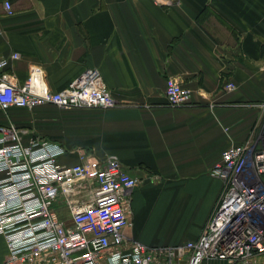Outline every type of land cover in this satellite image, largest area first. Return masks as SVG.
Masks as SVG:
<instances>
[{"label":"crops","instance_id":"obj_1","mask_svg":"<svg viewBox=\"0 0 264 264\" xmlns=\"http://www.w3.org/2000/svg\"><path fill=\"white\" fill-rule=\"evenodd\" d=\"M14 53L0 78L19 86L32 67L51 92L87 69L100 73L116 107L11 108L0 125L115 157L140 181L128 234L145 245L198 238L222 188L208 176L221 152L249 134L264 148V0H0V58ZM169 77L191 92L188 106L165 104ZM226 81L233 92L222 91ZM156 216L151 235L146 222ZM5 257L0 236V264Z\"/></svg>","mask_w":264,"mask_h":264},{"label":"built area","instance_id":"obj_2","mask_svg":"<svg viewBox=\"0 0 264 264\" xmlns=\"http://www.w3.org/2000/svg\"><path fill=\"white\" fill-rule=\"evenodd\" d=\"M4 10L12 15L7 2ZM18 58H0V70ZM39 73L30 68L21 86L0 78V112L119 105L96 69L60 92L41 84ZM235 89L230 81L222 86L226 93ZM164 97L169 107L191 103V92L173 77ZM73 153L76 163L61 161ZM0 175L3 264H264V148L252 134L221 152L208 172L222 184L211 215L198 238L174 246H148L128 234L131 193L140 181L113 156L71 152L10 123L0 125Z\"/></svg>","mask_w":264,"mask_h":264},{"label":"rangeland","instance_id":"obj_3","mask_svg":"<svg viewBox=\"0 0 264 264\" xmlns=\"http://www.w3.org/2000/svg\"><path fill=\"white\" fill-rule=\"evenodd\" d=\"M261 107H264V105L261 103ZM250 136V134H249ZM209 176V175H208ZM210 177V176H209ZM159 178V177H158ZM211 178V177H210ZM158 179H155L153 176L150 179L151 183H154L153 185H159L160 182L156 183ZM156 224H157V216L154 218H149L148 221L146 222V226H148V233L152 234H157L158 232L156 231Z\"/></svg>","mask_w":264,"mask_h":264},{"label":"bare ground","instance_id":"obj_4","mask_svg":"<svg viewBox=\"0 0 264 264\" xmlns=\"http://www.w3.org/2000/svg\"><path fill=\"white\" fill-rule=\"evenodd\" d=\"M246 179H247L248 181H254L253 178H251L250 176H248ZM263 225H264V224H263ZM236 233L238 234V232H235V234H236Z\"/></svg>","mask_w":264,"mask_h":264}]
</instances>
